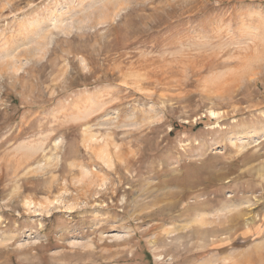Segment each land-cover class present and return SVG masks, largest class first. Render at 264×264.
Returning <instances> with one entry per match:
<instances>
[{
  "label": "rangeland",
  "instance_id": "obj_1",
  "mask_svg": "<svg viewBox=\"0 0 264 264\" xmlns=\"http://www.w3.org/2000/svg\"><path fill=\"white\" fill-rule=\"evenodd\" d=\"M0 264H264V0H0Z\"/></svg>",
  "mask_w": 264,
  "mask_h": 264
},
{
  "label": "bare ground",
  "instance_id": "obj_2",
  "mask_svg": "<svg viewBox=\"0 0 264 264\" xmlns=\"http://www.w3.org/2000/svg\"><path fill=\"white\" fill-rule=\"evenodd\" d=\"M203 220V219H202Z\"/></svg>",
  "mask_w": 264,
  "mask_h": 264
}]
</instances>
